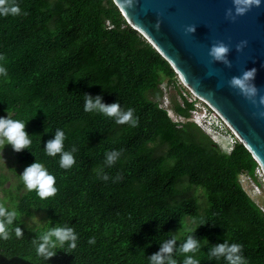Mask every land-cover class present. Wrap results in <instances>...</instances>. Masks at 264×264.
Here are the masks:
<instances>
[{"label": "trees", "instance_id": "trees-1", "mask_svg": "<svg viewBox=\"0 0 264 264\" xmlns=\"http://www.w3.org/2000/svg\"><path fill=\"white\" fill-rule=\"evenodd\" d=\"M14 2L21 14L0 16V116L26 122L31 143L20 152L11 146L14 159L25 166L41 162L57 191L41 200L21 181L3 188L6 178L0 179L6 194L0 203L17 209L14 223L23 229L19 239L0 240V264H45L31 243L37 234L25 222L35 211L46 214L41 230L67 224L78 234L75 249L65 246L69 253L58 250L47 264H148L163 240L174 235L179 246L196 227L193 219L202 223L193 233L201 242L200 264H225L208 256L224 239L242 246L247 264H264V210L240 179L244 173L256 179L259 163L241 141L227 151L194 121L173 119L161 105V85L179 76L115 2ZM85 94L132 108L138 124L85 112ZM179 98L171 107L188 119L194 103ZM58 128L64 149H76L68 169L59 167V154L43 150ZM113 149L121 155L105 166L104 153ZM200 187L204 203L190 193ZM173 255L179 264L184 254Z\"/></svg>", "mask_w": 264, "mask_h": 264}, {"label": "water", "instance_id": "water-1", "mask_svg": "<svg viewBox=\"0 0 264 264\" xmlns=\"http://www.w3.org/2000/svg\"><path fill=\"white\" fill-rule=\"evenodd\" d=\"M113 1L179 78L217 109L264 171V105L259 103L264 96V0L234 19L225 15L232 0H136L132 8L123 0ZM188 25H195L193 33H186ZM219 41L230 48L231 66L208 55ZM241 41L247 44L237 51ZM251 68H256L253 83L259 89L255 103L228 83Z\"/></svg>", "mask_w": 264, "mask_h": 264}, {"label": "clouds", "instance_id": "clouds-1", "mask_svg": "<svg viewBox=\"0 0 264 264\" xmlns=\"http://www.w3.org/2000/svg\"><path fill=\"white\" fill-rule=\"evenodd\" d=\"M123 2L128 8H132L136 0H123ZM232 3L233 8L227 9L225 15L228 18L234 19L235 16L245 14L254 6L259 7L262 0H232ZM20 14L21 9L14 0H0V16H15ZM23 14L26 15L27 13ZM156 27H159V23L156 24ZM185 31L189 34L193 33L195 25H188ZM246 44L247 41H241L236 45V50L241 51ZM229 50L228 45L223 41H219L210 46L208 55L215 62L231 66V61L228 59ZM2 71L3 69L0 68V72ZM255 74L256 68L246 69L239 76L231 77L228 82L231 87L238 89L245 98L252 100L253 103L256 102L255 97L259 91L258 87L253 83ZM259 103L264 105V96H260ZM83 109L85 112H95L111 117L116 124H127L130 127H135L138 124V117L134 115L132 108L125 110L118 102L111 104L103 103L99 95L93 97L85 94ZM261 115H264V113H261ZM64 140L65 133L62 129L58 128L52 138L44 142L43 150L50 157H56L59 154V167L68 169L75 162L73 153L76 149L73 147L71 150H65ZM30 143V134L26 131V122L24 120L13 119L8 113L7 116H0V145H11L14 151L20 152L28 149ZM120 155V151L115 149L106 151L104 153V165H113ZM97 174L101 179H108V176L103 174L102 169H98ZM19 179L27 191L34 190L41 200L53 196L57 191L55 176L37 160H34L33 163L24 168L23 172L19 174ZM115 179H120V176L115 177ZM17 216L18 211L16 208L7 207L4 203H0V240H8L12 234L18 239L23 236V229L20 223H14ZM32 221L35 227H32V224H29L28 227L37 235L32 239L31 243L36 256L43 260L45 264H47V261L51 257L57 254L58 250L64 251L65 246L68 249H75L77 247L78 234L73 227L67 224H57L55 227L50 226L41 230L36 216L32 217ZM192 223L196 224V227L188 229L190 234L186 236L179 246H176L177 238L174 235L171 238L163 240L159 250L147 257L148 264H178L177 259L173 255L174 252L184 254L179 264H200L195 254L199 251L201 242L193 236V233L202 223L197 224L195 219H193ZM88 243L94 244L95 238L90 237ZM241 249L242 246L239 243L224 239L222 243L215 244L209 248L208 256L209 259H222L225 264H247V260L243 256Z\"/></svg>", "mask_w": 264, "mask_h": 264}, {"label": "rangeland", "instance_id": "rangeland-1", "mask_svg": "<svg viewBox=\"0 0 264 264\" xmlns=\"http://www.w3.org/2000/svg\"><path fill=\"white\" fill-rule=\"evenodd\" d=\"M182 85L183 83L181 82V80H178L177 83L168 84L167 79H165L161 85L164 91V96L161 100V105L165 108H168L169 113L173 117V119H182L179 121L192 120L190 117L188 119L184 117L180 118V116L176 114L171 107L173 98H175V100H177L178 102H181L182 100H180L179 94L181 93L184 95V92L186 93L191 92V90L187 86L184 88V86ZM196 103L198 105H202L201 101L196 100ZM204 132L207 133L206 131ZM222 138L223 137H220L219 135L214 136V139H218L217 142L220 144L221 147H226L228 140ZM21 165L15 161L11 151V145H6V146L0 145V179L6 178V181L3 184V188H8L10 186L13 187L18 184V182L20 181L19 174L22 173L24 168L26 167L25 165L22 166ZM240 179L242 185L250 194V196L255 201H257L261 207L264 208V174L261 171V169H258L256 171V179L253 178L250 179V177L245 173L240 176ZM190 193L195 194L198 197L199 201H201L202 203H204V201L206 200L205 194L201 189V187L191 189ZM3 195L6 196L4 191H0V196L3 197ZM33 216H36L38 218L40 226L46 224L47 222L46 214L41 211L38 212L35 211L32 216L27 217L25 219V222L28 225L32 224V226H35V224L32 221ZM187 223L189 224V220H187Z\"/></svg>", "mask_w": 264, "mask_h": 264}, {"label": "built area", "instance_id": "built-area-1", "mask_svg": "<svg viewBox=\"0 0 264 264\" xmlns=\"http://www.w3.org/2000/svg\"><path fill=\"white\" fill-rule=\"evenodd\" d=\"M179 80L181 79L179 78ZM181 82L183 83L182 86H184L185 88L186 85H184V82L182 80ZM184 96L188 99V101L194 103V107L190 109V113H191L190 118L192 119V121H194L202 130L206 131L214 141L217 142L218 139H214V136L217 135L223 137L222 139L225 138L228 140L226 147H222L223 149L227 151H231L234 145L238 141H241L239 136H237L236 133L225 123V121L222 119V117H220V115L212 107V105H210L208 102L203 101L192 92L190 93L184 92ZM196 100L201 101L202 105H198L196 103ZM180 118H182V116H180ZM174 120L179 121L182 119H174ZM258 169H261V171L264 174V171L261 168V166L258 167L257 170ZM248 176L250 177V179L252 178L250 175ZM261 208L264 210L263 207Z\"/></svg>", "mask_w": 264, "mask_h": 264}, {"label": "bare ground", "instance_id": "bare-ground-1", "mask_svg": "<svg viewBox=\"0 0 264 264\" xmlns=\"http://www.w3.org/2000/svg\"><path fill=\"white\" fill-rule=\"evenodd\" d=\"M184 84L191 90V92L193 93V94H195L197 97H199L200 99H202L203 101H205V102H208L207 101V99H205L204 97H202V96H200V95H198L197 93H195L194 91H193V89L190 87V85L189 84H187V83H185L184 82ZM209 103V102H208ZM210 104V103H209ZM213 108H214V106H212ZM216 111H217V109L216 108H214ZM217 113L220 115V117H222V119L225 121V123L235 132V130L229 125V123L223 118V116H221V114L217 111ZM236 133V132H235ZM236 135L238 136V134L236 133Z\"/></svg>", "mask_w": 264, "mask_h": 264}]
</instances>
